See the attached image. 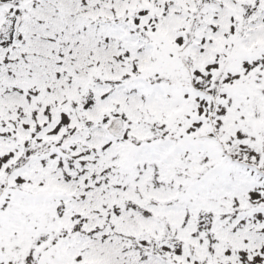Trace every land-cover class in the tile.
Masks as SVG:
<instances>
[{
	"label": "snow or ice",
	"instance_id": "obj_1",
	"mask_svg": "<svg viewBox=\"0 0 264 264\" xmlns=\"http://www.w3.org/2000/svg\"><path fill=\"white\" fill-rule=\"evenodd\" d=\"M0 264H264V0H0Z\"/></svg>",
	"mask_w": 264,
	"mask_h": 264
}]
</instances>
